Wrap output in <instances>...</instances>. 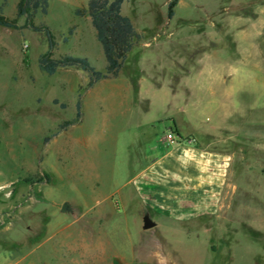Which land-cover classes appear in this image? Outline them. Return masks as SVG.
<instances>
[{
  "label": "rangeland",
  "instance_id": "374dc122",
  "mask_svg": "<svg viewBox=\"0 0 264 264\" xmlns=\"http://www.w3.org/2000/svg\"><path fill=\"white\" fill-rule=\"evenodd\" d=\"M3 1L17 28L0 26V264H264V0H178L170 19L169 0H123L135 44L89 88L82 70L37 67L48 51L104 70L89 17L74 13L87 0H47L29 20ZM172 120L232 155L230 185L206 221L151 215L145 229L125 198L162 137L177 140Z\"/></svg>",
  "mask_w": 264,
  "mask_h": 264
},
{
  "label": "crops",
  "instance_id": "0c3cea01",
  "mask_svg": "<svg viewBox=\"0 0 264 264\" xmlns=\"http://www.w3.org/2000/svg\"><path fill=\"white\" fill-rule=\"evenodd\" d=\"M208 48L206 45V54L210 52ZM213 65L202 63L198 70ZM172 123L169 128L176 126L179 131L177 123ZM179 135L172 143L162 137L165 144L161 145V155L144 162L134 179L132 193L125 198L137 199L142 218L147 215L153 223L156 221L151 215L180 223L204 222L206 215H217L225 203L232 155L206 141L187 138L180 131Z\"/></svg>",
  "mask_w": 264,
  "mask_h": 264
},
{
  "label": "trees",
  "instance_id": "16d2710c",
  "mask_svg": "<svg viewBox=\"0 0 264 264\" xmlns=\"http://www.w3.org/2000/svg\"><path fill=\"white\" fill-rule=\"evenodd\" d=\"M123 0H87L83 9H75L74 13L80 15L86 13L90 24L94 29L95 39L101 47L105 65L103 71L95 70L84 56H75L64 54L57 58L50 56L46 51L37 58L38 69L52 75L58 68L73 67L87 73L85 87H91L96 81L115 77L123 65L126 54L135 44L137 33L130 19L120 13V7ZM178 0H169L167 4V17L170 19L174 15V7ZM4 1L0 3V26L5 28H17L15 20L2 14L1 7ZM47 0H18L15 6V16L24 15L27 20L38 9L40 13L45 14ZM34 31H41L46 39L47 48L51 49L55 43L49 29L43 25L30 24ZM65 40V39H63ZM60 106H63L60 104ZM79 100L75 102V117H79ZM177 136L179 131L176 126L173 128ZM44 141L47 137H44Z\"/></svg>",
  "mask_w": 264,
  "mask_h": 264
},
{
  "label": "water",
  "instance_id": "95a60500",
  "mask_svg": "<svg viewBox=\"0 0 264 264\" xmlns=\"http://www.w3.org/2000/svg\"><path fill=\"white\" fill-rule=\"evenodd\" d=\"M68 210V204L67 202H63L62 205L60 206V211L64 212ZM154 223L151 221V219L146 215L144 218H142V228H150L153 227Z\"/></svg>",
  "mask_w": 264,
  "mask_h": 264
},
{
  "label": "built area",
  "instance_id": "2783aa9c",
  "mask_svg": "<svg viewBox=\"0 0 264 264\" xmlns=\"http://www.w3.org/2000/svg\"><path fill=\"white\" fill-rule=\"evenodd\" d=\"M167 138H168V141H170V142H172V141H173V136H172V134H171V133H170V134H168Z\"/></svg>",
  "mask_w": 264,
  "mask_h": 264
}]
</instances>
